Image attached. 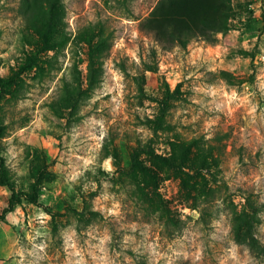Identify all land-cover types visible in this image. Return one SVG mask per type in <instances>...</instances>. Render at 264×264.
<instances>
[{
    "label": "rangeland",
    "instance_id": "rangeland-1",
    "mask_svg": "<svg viewBox=\"0 0 264 264\" xmlns=\"http://www.w3.org/2000/svg\"><path fill=\"white\" fill-rule=\"evenodd\" d=\"M157 1L0 0V156L37 193L0 183V264H264V0L185 45Z\"/></svg>",
    "mask_w": 264,
    "mask_h": 264
},
{
    "label": "trees",
    "instance_id": "trees-1",
    "mask_svg": "<svg viewBox=\"0 0 264 264\" xmlns=\"http://www.w3.org/2000/svg\"><path fill=\"white\" fill-rule=\"evenodd\" d=\"M54 5L56 0H47ZM231 13L230 0H158L153 9L141 21V29L150 32L161 43L185 45L189 39L195 36H203L205 39H213L214 33L227 27ZM3 127L0 125V134ZM148 152L167 162L170 161L149 148ZM0 183L11 189V195L7 200L5 211L20 203L23 199L36 202V188L32 192H16L7 175L4 159L0 156ZM0 215V220L4 219ZM237 237L240 230L237 228ZM251 244L254 239L250 237Z\"/></svg>",
    "mask_w": 264,
    "mask_h": 264
}]
</instances>
